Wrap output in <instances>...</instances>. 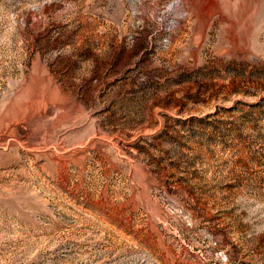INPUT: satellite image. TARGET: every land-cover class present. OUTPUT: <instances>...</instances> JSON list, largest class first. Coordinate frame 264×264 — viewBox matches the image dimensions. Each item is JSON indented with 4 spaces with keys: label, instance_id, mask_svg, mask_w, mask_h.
Listing matches in <instances>:
<instances>
[{
    "label": "rangeland",
    "instance_id": "374dc122",
    "mask_svg": "<svg viewBox=\"0 0 264 264\" xmlns=\"http://www.w3.org/2000/svg\"><path fill=\"white\" fill-rule=\"evenodd\" d=\"M0 264H264V0H0Z\"/></svg>",
    "mask_w": 264,
    "mask_h": 264
}]
</instances>
